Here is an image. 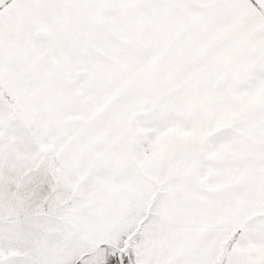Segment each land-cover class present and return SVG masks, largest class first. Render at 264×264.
Masks as SVG:
<instances>
[{"label": "snow or ice", "instance_id": "1", "mask_svg": "<svg viewBox=\"0 0 264 264\" xmlns=\"http://www.w3.org/2000/svg\"><path fill=\"white\" fill-rule=\"evenodd\" d=\"M0 264H264V0H0Z\"/></svg>", "mask_w": 264, "mask_h": 264}]
</instances>
